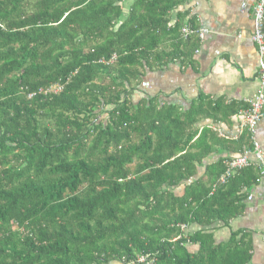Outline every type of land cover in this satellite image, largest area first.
<instances>
[{
    "label": "trees",
    "instance_id": "16d2710c",
    "mask_svg": "<svg viewBox=\"0 0 264 264\" xmlns=\"http://www.w3.org/2000/svg\"><path fill=\"white\" fill-rule=\"evenodd\" d=\"M185 2L0 0V264L249 261L235 239L180 229L237 215L252 168L175 197L194 109L130 97L142 71L183 56L188 13H170ZM60 79L61 93L28 97Z\"/></svg>",
    "mask_w": 264,
    "mask_h": 264
},
{
    "label": "crops",
    "instance_id": "0c3cea01",
    "mask_svg": "<svg viewBox=\"0 0 264 264\" xmlns=\"http://www.w3.org/2000/svg\"><path fill=\"white\" fill-rule=\"evenodd\" d=\"M256 1L186 0L170 13V23L178 20L179 12H186L181 27L189 24L206 28L204 40L196 35L184 39L179 31L183 56L160 68L142 71L139 81L132 82L133 104L155 98L161 105L176 106L181 112L194 109L195 123L186 129L193 136L182 152L187 156L180 172L184 178L168 189L177 198L185 196L190 186L212 184L223 172L224 161L250 145L249 134L240 128L237 114L260 86L258 48L252 41ZM244 3L247 6L242 8ZM172 43L167 40L162 48L171 51ZM257 138L264 153V116L257 127ZM130 167L134 169L135 164ZM249 168L244 180L252 184L241 193L237 215L226 222L192 223L180 230L184 235L205 230L218 244L235 239L248 249L246 264H264V176L256 165ZM253 177L257 181L253 182ZM188 249L196 252L198 246L190 244Z\"/></svg>",
    "mask_w": 264,
    "mask_h": 264
},
{
    "label": "built area",
    "instance_id": "2783aa9c",
    "mask_svg": "<svg viewBox=\"0 0 264 264\" xmlns=\"http://www.w3.org/2000/svg\"><path fill=\"white\" fill-rule=\"evenodd\" d=\"M246 6L247 5L244 3L242 8ZM253 22L254 31L252 34V41L258 48L260 86L257 88L254 96L248 101L247 107L240 110L237 114L240 128L246 130L249 134L250 145L248 148H244L236 157L224 161V170L217 181L212 184V192L232 179L239 171L253 165H256L260 171V175L264 176V153L257 138V127L264 116V0H257L253 5ZM180 32L184 39L196 35L202 42L208 30L202 26L194 28L189 24H184L180 28ZM116 59L117 55L114 54L108 62L102 61V63H114ZM68 80L69 79H67V81ZM65 84L66 82L60 79L55 83L29 93L28 97L33 98L36 95L51 96L59 94L63 91ZM250 156H253L254 160H251ZM185 227V225H181L182 229ZM154 263L155 257L150 253L139 254L135 259L126 262V264Z\"/></svg>",
    "mask_w": 264,
    "mask_h": 264
},
{
    "label": "bare ground",
    "instance_id": "6f19581e",
    "mask_svg": "<svg viewBox=\"0 0 264 264\" xmlns=\"http://www.w3.org/2000/svg\"><path fill=\"white\" fill-rule=\"evenodd\" d=\"M156 63V62H155ZM49 97V96H48ZM75 124V123H74Z\"/></svg>",
    "mask_w": 264,
    "mask_h": 264
}]
</instances>
